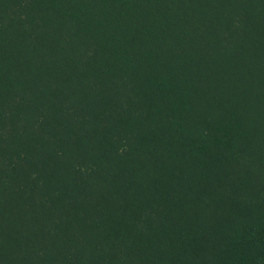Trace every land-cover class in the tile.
<instances>
[{
  "label": "trees",
  "instance_id": "1",
  "mask_svg": "<svg viewBox=\"0 0 264 264\" xmlns=\"http://www.w3.org/2000/svg\"><path fill=\"white\" fill-rule=\"evenodd\" d=\"M26 113L60 147L0 194L21 234L64 217L74 264H264V0H0V130Z\"/></svg>",
  "mask_w": 264,
  "mask_h": 264
},
{
  "label": "rangeland",
  "instance_id": "2",
  "mask_svg": "<svg viewBox=\"0 0 264 264\" xmlns=\"http://www.w3.org/2000/svg\"><path fill=\"white\" fill-rule=\"evenodd\" d=\"M26 113L20 118L19 123H16V127L11 123L6 129L0 130L2 135L0 136V184H3L0 188L3 197L15 199L17 196H25L26 190L30 186L29 175H36L38 168L42 164H51L54 162L53 156L58 147L57 143H52L49 141L50 135H55V131L51 132L49 135H43V129L41 126L42 118L37 121H31L27 119ZM50 116L48 117L49 121ZM23 120V121H21ZM54 122H49V126ZM53 128V127H50ZM57 128V126H56ZM29 129H33L34 136L29 134ZM11 135V136H10ZM16 135L18 139L13 137ZM7 137V138H6ZM48 139V144L45 141ZM32 183V188H33ZM34 190H37L36 188ZM50 190L58 195L61 193L58 186L52 184ZM40 191H33V193H38ZM35 195V194H34ZM45 198L38 197V201L45 202L46 192L43 194ZM47 206L38 207L40 208V213L45 212L48 207L51 212L54 211V207L51 204L45 203ZM15 205V203H14ZM6 208L4 205H0V214L6 213ZM48 215L49 211H48ZM18 219V214L6 213L0 216V222H2V228L8 227L9 225L13 228L15 236H12L13 232L9 234V237H1L0 233V264H74V248L76 247L74 240L76 237L83 235L82 233H76L75 230L70 234V237L65 239L61 244L53 243L52 233L55 227H62L66 231V235L72 230L69 226V220L61 217V221L47 224V226L52 227V230L45 235L46 240L39 235L30 237L32 238V243L29 244V236L27 233L21 234V228L14 227L13 222ZM45 231V230H43ZM46 232V231H45ZM44 233V232H42ZM52 237H51V236ZM65 235V236H66ZM12 236V237H11ZM28 238V239H27ZM55 240V239H54ZM74 252V253H73ZM98 252V251H97ZM88 257L87 254H83ZM78 258V257H77ZM102 258V257H101ZM92 263L95 262L94 256L91 257ZM66 261V262H65ZM78 263V261H77ZM106 264V262H105Z\"/></svg>",
  "mask_w": 264,
  "mask_h": 264
}]
</instances>
